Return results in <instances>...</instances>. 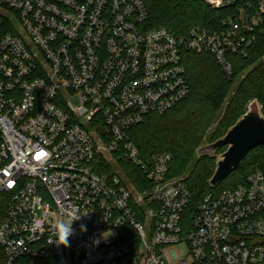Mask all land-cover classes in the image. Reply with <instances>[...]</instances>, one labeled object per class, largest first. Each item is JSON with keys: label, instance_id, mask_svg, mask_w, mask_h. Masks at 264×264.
<instances>
[{"label": "built area", "instance_id": "1", "mask_svg": "<svg viewBox=\"0 0 264 264\" xmlns=\"http://www.w3.org/2000/svg\"><path fill=\"white\" fill-rule=\"evenodd\" d=\"M204 2L221 23L177 34L149 27L144 0H0V264L264 262V169L190 214L173 155L145 159L130 136L189 96L187 53L212 55L231 79L232 56L264 38V0ZM72 208L90 213L71 246L50 244Z\"/></svg>", "mask_w": 264, "mask_h": 264}, {"label": "trees", "instance_id": "2", "mask_svg": "<svg viewBox=\"0 0 264 264\" xmlns=\"http://www.w3.org/2000/svg\"><path fill=\"white\" fill-rule=\"evenodd\" d=\"M144 1L150 14L149 27L166 28L177 34H184L193 26L214 30L226 15L209 7L204 0ZM232 59L234 75L229 79L212 55L187 53L184 62L191 86L189 96L173 110L150 115L144 123L130 130L131 139L143 158L173 155L172 176H187L186 182L193 195L190 214L207 194L233 189L245 183L253 171L264 169V146H261L252 150L230 176V185L223 187L222 183L212 187L210 181L215 174L216 158H197L204 134L220 119L225 107L210 143L224 137L252 102L258 101L264 114V38H259L247 55H233ZM226 150L224 147L218 154ZM120 163L132 180L144 178L140 168L128 160ZM18 264L33 263L30 259H21Z\"/></svg>", "mask_w": 264, "mask_h": 264}, {"label": "water", "instance_id": "3", "mask_svg": "<svg viewBox=\"0 0 264 264\" xmlns=\"http://www.w3.org/2000/svg\"><path fill=\"white\" fill-rule=\"evenodd\" d=\"M261 146H264V116L259 102L254 101L224 137L203 145L197 154L199 158H216V170L210 184L218 187L240 168L252 150ZM224 147L227 150L217 155Z\"/></svg>", "mask_w": 264, "mask_h": 264}, {"label": "clouds", "instance_id": "4", "mask_svg": "<svg viewBox=\"0 0 264 264\" xmlns=\"http://www.w3.org/2000/svg\"><path fill=\"white\" fill-rule=\"evenodd\" d=\"M90 212L80 213L78 208H72L69 212V219H61L53 227V239H50L49 243L54 244L57 247L68 248L71 246V238L76 235L77 229L73 227L74 222L81 221L83 218H86ZM79 232L85 233L88 228L85 223L79 224ZM104 231L100 234L99 237H96L92 241V246H98L101 243V240L107 241V239L112 235V232Z\"/></svg>", "mask_w": 264, "mask_h": 264}, {"label": "rangeland", "instance_id": "5", "mask_svg": "<svg viewBox=\"0 0 264 264\" xmlns=\"http://www.w3.org/2000/svg\"><path fill=\"white\" fill-rule=\"evenodd\" d=\"M234 94V93H233ZM72 103H73V105L75 106V107H77L78 105H79V102H78V100L77 99H73L72 100ZM227 106V105H226ZM247 110H248V108H247ZM225 111H226V107H225V109L223 110V112L221 113V117H220V119H218L207 131H206V133L204 134V136H203V141H202V144H201V146H203V145H206V144H209L210 143V139H211V137L213 136V135H215V133H216V131H217V128H218V126H219V124H220V121L222 120V118H223V116H224V114H225ZM247 112V111H246ZM217 155H220V154H218L217 153ZM197 158H199L198 157V154H197ZM232 181H231V178L229 177L226 181H224L223 182V187L224 186H228V185H230V183H231ZM177 251H178V253H180L181 255H184L185 253H186V248L184 247V246H181V247H178L177 248ZM32 263L33 264H40V262L38 263V261H35V260H32Z\"/></svg>", "mask_w": 264, "mask_h": 264}]
</instances>
